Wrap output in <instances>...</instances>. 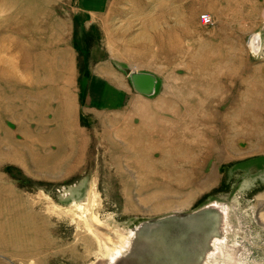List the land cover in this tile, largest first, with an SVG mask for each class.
<instances>
[{
  "label": "rangeland",
  "instance_id": "374dc122",
  "mask_svg": "<svg viewBox=\"0 0 264 264\" xmlns=\"http://www.w3.org/2000/svg\"><path fill=\"white\" fill-rule=\"evenodd\" d=\"M212 206L195 249L170 231L112 261ZM166 257L264 264V0H0V264Z\"/></svg>",
  "mask_w": 264,
  "mask_h": 264
},
{
  "label": "bare ground",
  "instance_id": "6f19581e",
  "mask_svg": "<svg viewBox=\"0 0 264 264\" xmlns=\"http://www.w3.org/2000/svg\"><path fill=\"white\" fill-rule=\"evenodd\" d=\"M250 40V39H249ZM252 48H253V50H255L256 51V49H257V47H256V41H255V43H252ZM200 101V100H199ZM202 101V100H201ZM190 106V105H189ZM184 107V106H183ZM186 109H188V108H186ZM185 110V109H184ZM190 110V109H189ZM186 111V110H185ZM203 111V110H202ZM190 112V111H189ZM193 111H191L190 113H192ZM203 114V113H202ZM245 115V114H244ZM194 116H195V113H194ZM200 116V115H199ZM201 117V116H200ZM204 117V116H203ZM177 118H178V116H177ZM181 118V117H180ZM189 118V117H188ZM193 118V117H192ZM251 118V117H250ZM184 119V118H183ZM178 120H180V119H178ZM191 120V119H190ZM204 120V119H203ZM227 120H231V119H227ZM238 120L239 121H244V119H242L240 116H239V118H238ZM184 121V120H183ZM214 121V120H213ZM221 122L223 121L224 122V120L223 119H221L220 120ZM232 121V120H231ZM238 121V122H239ZM246 122L247 121H249V120H245ZM194 122V121H193ZM199 122V121H198ZM207 122V121H206ZM210 122V121H209ZM175 123H177V122H175ZM186 123V122H185ZM196 123V122H195ZM243 123V122H242ZM241 123V124H242ZM181 124V123H180ZM179 124V125H180ZM197 124V123H196ZM178 125V126H179ZM187 125V124H186ZM190 125V124H189ZM244 125V124H243ZM246 126H249V125H247V124H245ZM172 126V125H171ZM174 126H176V125H174ZM173 126V127H174ZM181 126V125H180ZM206 126H208V125H206ZM166 127L168 128V126L166 125ZM185 127V126H184ZM183 127V128H184ZM197 127V126H196ZM209 127H210V125H209ZM213 127V126H212ZM241 127V126H240ZM244 127V126H243ZM250 127V126H249ZM194 128V127H193ZM170 129V128H169ZM174 129V128H173ZM253 129V128H252ZM256 129H258V128H256ZM260 129H261V127H260ZM263 129V128H262ZM122 130H123V128H122ZM181 130V129H180ZM182 130H184V129H182ZM187 130H188V127H187ZM192 130V129H191ZM195 130V129H194ZM197 130V129H196ZM250 130H251V128H250ZM254 130V129H253ZM199 131V130H198ZM168 132V131H167ZM173 132H174V130H173ZM263 132V131H262ZM169 133V132H168ZM187 133V132H186ZM198 133V132H197ZM196 133V134H197ZM201 133V132H200ZM172 135V134H171ZM189 135V134H188ZM255 135H256V133H255ZM259 135H260V131H259ZM199 135H197V138H199L198 137ZM252 136V135H251ZM253 136H254V134H253ZM252 136V137H253ZM170 137V136H169ZM193 137V136H192ZM191 137V138H192ZM196 137V136H195ZM257 137H258V133H257ZM167 138V137H166ZM249 138V137H248ZM165 140H167V139H165ZM170 140L171 139H168V142L170 143ZM258 140V139H257ZM260 140V139H259ZM164 142V141H163ZM167 142V141H166ZM161 143V142H160ZM212 144V146L211 147H213L214 146V144H215V141L213 142V143H211ZM237 144V143H236ZM151 146H152V144H150ZM149 145V146H150ZM164 145H166V144H164ZM249 145V144H248ZM251 146H252V144H251ZM209 148H210V146H209V144H208V146H207V149H206V152H208L209 151ZM250 148V147H249ZM253 149V148H252ZM231 150V149H230ZM235 155V154H234ZM155 163H157V161L155 162ZM164 163H165V161H164ZM184 166H185V168H189V167H193V166H196L197 164L198 165H200L201 166V161L200 162H198V163H189V161H185L184 163ZM144 166H145V163L143 164ZM161 165H163L162 163H161ZM165 165V164H164ZM144 169V168H143ZM218 205V204H217ZM212 208H214L213 206L212 207H210L209 208V210L208 209H205V210H203V211H200V212H196V213H194L193 215H191V216H188L187 218H184V219H180L179 221L178 220H172V219H167V220H161V221H159V222H157V223H155L156 224V227L154 226V229H152L151 231L149 230L148 231V234L146 233V235H144V234H141V230H143L144 228H142L141 230H137V231H135V232H129V233H127L124 237H121L120 238V240H119V242H118V244H117V246L115 247V249L110 253V256H111V258H112V261H114L113 260V258H114V256H113V254H115V253H118L119 251H121L126 245H127V249H129L130 248V242H131V240H132V238H134L135 237V241H136V243H140L141 244V242L143 243V245L144 246H153V245H155V244H157L158 246L159 245H163V246H165V247H168V245H165L163 242L164 241H171V239H168V235H169V233H170V231L171 232H174V234H176V233H179L180 235H181V237L183 238V239H180V241H179V244L181 245V246H183L184 247V245L185 244H187V246H189V248L193 245L192 243L195 241V238H208V240H209V237L211 238H213L214 237V235L216 234V232H215V234L214 235H210V232H209V230H208V228H207V224H206V222L208 221V220H211L212 218H214V216L213 217H211L212 216V214L210 215V211H212L213 209ZM209 216V217H208ZM217 218V217H216ZM211 223V222H210ZM154 224V225H155ZM215 226V225H214ZM213 226V227H214ZM215 228H216V226H215ZM209 229H210V227H209ZM213 229V228H212ZM206 230H208V232H206ZM215 230V229H214ZM140 231V232H139ZM213 231V230H212ZM143 232H144V230H143ZM183 232H185V233H187L186 235H184L183 234ZM214 232V231H213ZM209 234V235H208ZM154 237V239L152 240V237ZM216 236V235H215ZM155 237H157V239L155 238ZM156 239V240H155ZM184 239H187V240H184ZM139 240H141V241H139ZM205 240V239H204ZM157 241V242H156ZM206 241V240H205ZM204 241V242H205ZM117 243V242H116ZM132 248H133V246H132ZM193 248H194V245H193ZM195 249V248H194ZM130 250V249H129ZM125 251H126V249H125ZM135 252V254H140L141 252L143 253V252H148V251H146V250H135V251H133V253ZM167 258V257H166ZM164 259V264H172L173 262H172V260H168V258L167 259H165V258H163ZM163 259H161V260H163ZM126 260V258H123V259H121L119 262H121V264H123L124 263V261Z\"/></svg>",
  "mask_w": 264,
  "mask_h": 264
},
{
  "label": "water",
  "instance_id": "95a60500",
  "mask_svg": "<svg viewBox=\"0 0 264 264\" xmlns=\"http://www.w3.org/2000/svg\"><path fill=\"white\" fill-rule=\"evenodd\" d=\"M127 77L136 93L147 97H152L156 94L159 82L153 73L129 70L127 71Z\"/></svg>",
  "mask_w": 264,
  "mask_h": 264
},
{
  "label": "built area",
  "instance_id": "2783aa9c",
  "mask_svg": "<svg viewBox=\"0 0 264 264\" xmlns=\"http://www.w3.org/2000/svg\"><path fill=\"white\" fill-rule=\"evenodd\" d=\"M202 21H203V22H208V21H209V17H208V16H205V17L203 16V17H202Z\"/></svg>",
  "mask_w": 264,
  "mask_h": 264
}]
</instances>
